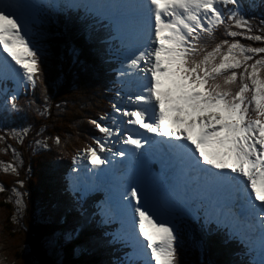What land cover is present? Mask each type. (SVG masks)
Returning <instances> with one entry per match:
<instances>
[{"label":"snow or ice","instance_id":"snow-or-ice-1","mask_svg":"<svg viewBox=\"0 0 264 264\" xmlns=\"http://www.w3.org/2000/svg\"><path fill=\"white\" fill-rule=\"evenodd\" d=\"M224 4H234L236 0H220ZM152 6L154 20V38L149 41V50L141 51L131 64L138 66L146 62L151 73V83L147 87L148 95L129 97V101L150 104L155 101L159 105L158 114L147 116V109L128 111L116 104L112 107L118 114L129 119L127 123L138 124L148 132L190 141L199 153V160L203 164L216 169H230L232 173L245 178V184L251 189L255 200L264 205V79L258 75L257 65L264 66V59H257L250 65L251 72L245 67L240 74V86L234 93L217 82L218 77L228 69L241 68V61L233 55V49H245L238 43L229 45L227 54L222 60L212 63L215 55L220 52L218 44L212 51L197 60L195 57L200 49L197 46L200 32L213 34V22L217 25L225 22L223 13L216 6L217 0H149ZM228 19H232L229 16ZM237 26H246L237 21ZM229 35L236 36V32ZM250 39L262 40L264 37L254 36ZM228 44V41H223ZM0 47L23 69V75L33 85L41 71V53L27 35L26 26L19 22L15 13L6 14L0 11ZM252 53H264V48H248ZM252 59L244 56V61ZM163 65V67H162ZM161 75L167 77L179 76L181 83L176 84L179 89L177 95H172V89L161 91ZM245 75L251 85L245 82ZM224 85H231L237 81V73L223 77ZM198 89H200L198 91ZM251 93V95H246ZM16 98L13 96L12 100ZM173 104L171 109L164 107L165 103ZM186 109L196 114L192 119H185L182 113ZM177 113L168 122V112ZM207 111L208 115H199ZM108 117H101V120ZM113 122L115 117H112ZM151 120V122H147ZM218 127H209L210 123ZM91 123L102 133L111 135L112 129L92 120ZM200 124L198 137L192 135L193 126ZM180 125H186L181 130ZM175 129V130H174ZM221 132L224 135H221ZM186 133V134H185ZM100 144L99 151H104ZM125 144L140 148L141 141L128 136ZM216 145L221 150L208 151L207 146ZM93 166L106 163L101 159L95 148L87 149ZM119 155L123 156L121 152ZM130 195L140 205V194L136 187H132ZM128 196L125 197L127 199ZM19 203V202H18ZM138 215L140 234L147 241L151 250V260L154 264H177L175 229L167 222L154 220L142 206L135 207ZM146 225L154 229L149 232Z\"/></svg>","mask_w":264,"mask_h":264},{"label":"trees","instance_id":"trees-1","mask_svg":"<svg viewBox=\"0 0 264 264\" xmlns=\"http://www.w3.org/2000/svg\"><path fill=\"white\" fill-rule=\"evenodd\" d=\"M0 209L4 210L0 213V246L2 258L12 260V262H10L12 264H18V262L29 264L26 262L23 255L18 252L21 251L20 237H22V234H16L14 225L10 219L9 209L1 200ZM2 249L4 251H2Z\"/></svg>","mask_w":264,"mask_h":264},{"label":"bare ground","instance_id":"bare-ground-1","mask_svg":"<svg viewBox=\"0 0 264 264\" xmlns=\"http://www.w3.org/2000/svg\"><path fill=\"white\" fill-rule=\"evenodd\" d=\"M147 4H148V7H147V12H146V15H149V13H150V5H149V3H148V1H147ZM53 5H54V2H53ZM147 19H148V16L146 17ZM153 26V22H151V27ZM151 32H153V28H152V30H151ZM6 63H3V65H5ZM16 72V71H15ZM141 80L143 81V82H147V79H145L146 78V76H145V74H141ZM23 85V81H21V80H19V85ZM128 126V125H127ZM84 201L86 202V200L84 199Z\"/></svg>","mask_w":264,"mask_h":264},{"label":"rangeland","instance_id":"rangeland-1","mask_svg":"<svg viewBox=\"0 0 264 264\" xmlns=\"http://www.w3.org/2000/svg\"><path fill=\"white\" fill-rule=\"evenodd\" d=\"M3 211H4L3 209H0V213H2ZM2 251H4V250L2 249ZM0 252H1V250H0ZM10 262H12V260L4 259V258L0 257V264H12ZM18 264H22V262H18Z\"/></svg>","mask_w":264,"mask_h":264},{"label":"water","instance_id":"water-1","mask_svg":"<svg viewBox=\"0 0 264 264\" xmlns=\"http://www.w3.org/2000/svg\"><path fill=\"white\" fill-rule=\"evenodd\" d=\"M15 257V256H14Z\"/></svg>","mask_w":264,"mask_h":264}]
</instances>
